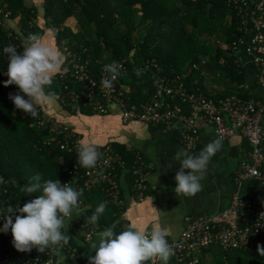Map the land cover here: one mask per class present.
I'll return each mask as SVG.
<instances>
[{
    "label": "trees",
    "instance_id": "trees-1",
    "mask_svg": "<svg viewBox=\"0 0 264 264\" xmlns=\"http://www.w3.org/2000/svg\"><path fill=\"white\" fill-rule=\"evenodd\" d=\"M2 2L10 11V21L23 32H42L32 21L36 12L27 7L24 0ZM43 9L46 26L52 30L58 48L62 51L66 46L72 53L79 54L96 76L101 73L103 63L125 58V69L120 71L119 80L132 102H145L153 92L151 71L142 72L138 68L146 58L157 61L163 69L162 75H181L192 91H201L215 98L236 91L243 95L248 93L247 89L238 88L246 84V73L237 54L242 51L235 47L246 33L239 28V17L224 0H43ZM69 19L75 21L76 31L65 24ZM19 28L10 27V31H4L0 27V176L4 181L0 186L5 189L4 196L11 192L10 195L16 197H30L39 193L27 195L21 188L37 174L41 182L59 179L64 183L69 177L67 168L74 154L60 149L56 143H44L48 130L36 124L40 118L44 119V113L32 118L16 109L8 98L9 93L15 94L19 89L16 85L4 86L3 82L8 79L4 74L8 61L3 48L13 44L22 51L21 34L16 31ZM218 35H221L220 39H217ZM65 65L66 62L64 68ZM66 75V78L57 75L50 87L61 101L63 96L69 98L70 91L82 88L68 73ZM211 81L221 82V88L207 89ZM62 104L68 105L65 101ZM78 110L93 112L89 107ZM110 146L127 164H131L134 152L117 142L110 143ZM128 167L130 169V165ZM132 181L133 176L127 170L119 185L121 189L129 188ZM102 186L80 188L83 195L79 201L84 208L81 221L87 226L90 225L87 218L99 203L106 201ZM125 208L119 209L107 202L105 213L96 222L97 231L115 224L114 230L119 233L127 227L121 218ZM84 231L74 222L71 225L70 242L77 247L76 255L70 258L71 263L80 255L79 241L83 239ZM258 245L264 247V239L247 249L223 250L211 246L199 254L198 264H208L209 261L213 264H264ZM168 264L179 263L171 257Z\"/></svg>",
    "mask_w": 264,
    "mask_h": 264
},
{
    "label": "built area",
    "instance_id": "built-area-1",
    "mask_svg": "<svg viewBox=\"0 0 264 264\" xmlns=\"http://www.w3.org/2000/svg\"><path fill=\"white\" fill-rule=\"evenodd\" d=\"M3 0H0V27L10 31L9 10L5 9ZM239 17V28L245 31V36L235 43L237 49L255 68L257 85L261 90L259 96L248 91L247 95L240 92L223 96L212 97L201 91L190 90L181 75L169 77L162 75L163 69L154 58L141 61L138 68L142 72L151 71L153 92L145 102H132L123 91L119 76L114 82V87L104 90L101 79L107 73L102 64L101 73L96 76L87 67V61L82 62L79 54L72 53L66 46L62 51L66 56L65 74L76 83H80V90L69 92V98L63 96L62 101L72 108L89 107L98 114L108 112L109 105L114 104L120 111V119L124 124L138 120L145 124L163 129H173L178 133L179 140L186 150L195 152L199 142L198 120L223 139L234 134L242 135L250 144V152L246 159L241 160L234 171L235 184L245 180L255 179L264 185V150L263 125L264 115V0H224ZM10 34V33H9ZM238 44V45H236ZM125 69V58L116 61ZM120 70V71H121ZM238 88L247 89L246 84ZM41 113H44L41 108ZM39 115V116H40ZM44 119L36 121L39 127L48 130L45 144L56 143L60 149L74 154L71 165L67 168L68 178L64 183H71L74 188L89 189L93 185L102 184L106 202L121 209L126 206L125 195L121 192V174L130 170L133 176L127 194L135 193L137 197L143 196L146 186L147 174L151 163L144 160L143 156L134 152L131 164H127L117 152L108 144L99 147L101 159L92 169L82 168L77 164V147L81 140L78 133L69 125L55 119L43 116ZM130 165V169L129 166ZM257 172L259 176H253ZM1 177V176H0ZM5 189L0 186V212L8 206H23L36 196L16 197L13 194L4 196ZM132 192V193H131ZM84 212L83 206L73 212V220L66 234L71 237V225L83 228L82 242H88L97 232V224L85 225L81 221ZM78 213V215H77ZM264 196H245L235 191L228 205L214 215L200 214L186 216L184 226L178 236L167 237L169 245L174 250L172 256L179 264H198L199 254L211 246L223 250L247 249L256 241L264 239ZM13 214V220L15 215ZM4 219L0 218V227ZM11 230L7 233L0 232V264H55L62 257L73 258L77 247L70 241L63 249L56 251L49 249L43 253L33 248L30 252L17 251L12 244ZM71 240V239H70ZM4 249V250H3ZM150 264V262H149ZM160 264V262H158Z\"/></svg>",
    "mask_w": 264,
    "mask_h": 264
},
{
    "label": "clouds",
    "instance_id": "clouds-1",
    "mask_svg": "<svg viewBox=\"0 0 264 264\" xmlns=\"http://www.w3.org/2000/svg\"><path fill=\"white\" fill-rule=\"evenodd\" d=\"M21 48L22 51H18L13 44L3 48L8 61L7 72L4 73L8 79L3 83L5 87L16 85L19 89L8 96L15 108L32 118H38L39 109L56 99V94L46 89L51 87L57 75L65 74L63 66L66 56L36 33L22 35ZM121 68L122 65L116 61L104 65L103 70L107 75L100 81L102 89L114 87ZM99 147L80 140L76 149L77 164L85 169L95 168L101 159ZM222 150L223 136L218 135L195 155L187 150L177 151L174 159L180 167L174 177L176 196L191 197L200 192L201 181L206 177L210 161ZM252 175L258 177L259 173L253 172ZM3 182V177H0V183ZM21 191L27 195H39L23 206H8L0 212V218L4 219L0 232L11 230L12 244L20 252H30L33 248L41 253L49 249L59 251L67 246L71 237L66 232L73 220L74 210L79 208L83 189L74 188L71 183H62L59 179L41 182L37 174ZM106 205V201L99 203L86 222L96 224L105 213ZM15 213L19 214L13 220ZM114 229L115 224L105 228L97 234L95 241L89 243V249L95 251V255L88 256L89 264H168L174 255L167 240L168 233L162 227L136 228L129 224L119 233ZM257 250L264 256V247L258 245Z\"/></svg>",
    "mask_w": 264,
    "mask_h": 264
},
{
    "label": "crops",
    "instance_id": "crops-1",
    "mask_svg": "<svg viewBox=\"0 0 264 264\" xmlns=\"http://www.w3.org/2000/svg\"><path fill=\"white\" fill-rule=\"evenodd\" d=\"M27 7H32L36 17L32 20L42 32L36 34L43 37L45 42L57 47L55 37L50 28L46 26L43 0H24ZM73 19H69L72 21ZM11 25L19 28L12 20ZM66 24V23H65ZM26 36L20 28L16 30ZM242 54L241 65L245 68L246 86L248 91L259 96L261 90L257 85L254 66ZM46 91L54 92L47 88ZM45 117L58 120L72 127L81 140L91 142L98 146L110 145L112 142L123 144L132 152L140 153L144 160L151 163L147 174L146 186L143 196L137 197L135 193L127 194L128 187L121 189L125 195L126 208L121 218L126 226L135 225L136 228L159 226L164 228L170 238L178 236L184 226L186 216L200 214L214 215L224 209L235 191L245 196H264V185L255 179H248L241 184H235L233 174L241 160L247 158L250 152L249 142L240 134L223 139V150L217 153L210 161L205 179L201 181L202 190L195 196H176L174 179L180 165L174 159L177 151L186 150L179 140L178 133L173 129H163L134 120L127 124L121 122L120 111L114 104L109 105L108 112L84 113L69 105L62 104L60 99L43 106ZM264 134V115L262 119ZM199 142L195 152L197 154L217 134L202 120H198ZM264 137V135H263ZM264 150V138L262 142ZM188 151V150H187ZM121 174V180L123 181ZM158 176V179L156 180ZM123 187V186H122ZM130 187V186H129ZM99 230L88 242L79 241L80 255L71 263L69 257H62L55 264H89L88 256L95 255L88 245L97 239Z\"/></svg>",
    "mask_w": 264,
    "mask_h": 264
},
{
    "label": "rangeland",
    "instance_id": "rangeland-1",
    "mask_svg": "<svg viewBox=\"0 0 264 264\" xmlns=\"http://www.w3.org/2000/svg\"><path fill=\"white\" fill-rule=\"evenodd\" d=\"M138 16H139V14H137L135 17H136V19L138 18ZM66 25H68V26H70V28L73 30V31H76V26H75V21L74 20H72V21H69V20H67V22H66ZM219 37H221V35H218L217 36V39H220ZM238 54V56H239V59H242V54H241V52L239 53H237ZM221 81H223V80H221ZM222 85V83L221 82H219V81H211L210 82V84H207V89H211V88H213V90H216V89H220L221 86ZM214 252H217V250H214ZM208 264H213L212 263V261H209L208 262Z\"/></svg>",
    "mask_w": 264,
    "mask_h": 264
}]
</instances>
